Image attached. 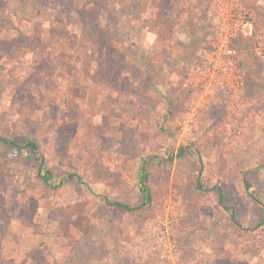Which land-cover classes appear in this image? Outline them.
<instances>
[{"label":"rangeland","instance_id":"374dc122","mask_svg":"<svg viewBox=\"0 0 264 264\" xmlns=\"http://www.w3.org/2000/svg\"><path fill=\"white\" fill-rule=\"evenodd\" d=\"M229 2L0 0V133L39 138L54 173L44 185L31 155L0 161V264H264L242 180L249 171L264 201L254 37L231 42L246 71L240 98L187 83L198 51L213 48L208 12ZM233 3L264 33V0ZM180 146L197 153L171 160ZM198 155L242 227L196 187ZM145 161L152 203L113 209L105 196L142 203Z\"/></svg>","mask_w":264,"mask_h":264},{"label":"built area","instance_id":"2783aa9c","mask_svg":"<svg viewBox=\"0 0 264 264\" xmlns=\"http://www.w3.org/2000/svg\"><path fill=\"white\" fill-rule=\"evenodd\" d=\"M246 9L243 4H214L208 18L214 30L212 49L198 51L199 64L189 73L187 83L197 88L200 96H210L226 92L229 96L240 98L244 94L246 71L239 50L231 43L241 36H253L254 50L264 59V33H256L253 22L245 20ZM184 133L190 129L185 128Z\"/></svg>","mask_w":264,"mask_h":264},{"label":"trees","instance_id":"16d2710c","mask_svg":"<svg viewBox=\"0 0 264 264\" xmlns=\"http://www.w3.org/2000/svg\"><path fill=\"white\" fill-rule=\"evenodd\" d=\"M195 149H190L185 146H180L177 153L170 154V159L173 160L175 156L178 157H190L196 154ZM35 165L36 175L40 179L41 183L44 185H50V181L54 177L53 171L47 167L46 156L43 148L42 142L37 137H29L26 135L22 136H8L0 133V161L1 162H11L16 164H21L24 159H28ZM197 162L199 166L198 172L195 174V184L196 187L203 192H211L216 197L217 203L225 210L227 218L229 221L234 223L236 226L242 227V223L239 220V214L237 208L234 204L227 200L226 192L221 185L211 184L208 185L205 173V164L202 160L201 155L197 156ZM147 162L145 161L142 165L143 173L141 174L142 186L141 191L143 193V201L139 205H132L129 202H123L116 199H111L107 196L104 197V201L117 211H140L146 208L147 205L152 203V194L147 184L148 172H147ZM74 174L70 176L73 177ZM244 190L251 201L260 212V217L256 222V228H261L264 226V201L259 196L255 184L250 176L249 171H245L242 174Z\"/></svg>","mask_w":264,"mask_h":264}]
</instances>
